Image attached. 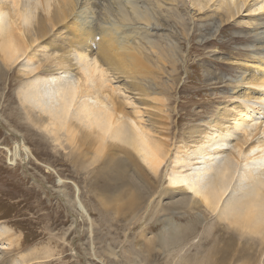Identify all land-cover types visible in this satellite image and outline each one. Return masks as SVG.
Wrapping results in <instances>:
<instances>
[{
    "label": "bare ground",
    "instance_id": "1",
    "mask_svg": "<svg viewBox=\"0 0 264 264\" xmlns=\"http://www.w3.org/2000/svg\"><path fill=\"white\" fill-rule=\"evenodd\" d=\"M219 1L217 8L222 7L223 13L228 14V21L236 18L243 5L248 16L257 15L255 21L264 16V0ZM257 2L260 6L253 8ZM71 5L72 0H0V78L6 79L9 67L25 59L24 70L13 72L14 84H20L13 121L25 126L24 137L33 148L27 155L33 160L35 156H49L69 163L72 172L87 175L84 188L88 191H113L114 197L98 199L106 213L135 216L144 208L152 223L161 226L154 247L164 254L169 248L175 253L171 264H253L257 258L255 251L264 246V47L248 50L247 62L234 59L222 67L236 71L234 65L241 64L253 69L252 77L247 80L242 72L231 86L232 93L243 90L244 96L232 94V101L216 109L207 120L200 119L188 126L186 138L180 139L177 146L180 152L173 160H192L185 155L190 149L188 155L193 154V159L200 154L201 163L208 157H213L214 162L199 170L201 173H193L195 162H189L186 174H168L166 170L159 174L172 142L165 139L166 121L152 117H166L153 106L148 114L155 123L144 124L138 118L143 114L142 108L137 105L131 112L124 110L114 95L118 88L111 86L107 76L109 72L126 89L136 91L137 103L146 104V98L152 104L162 103L156 95L150 97L151 93L137 80L151 69L140 51L125 46L130 38L123 22H107L97 38L95 30L87 29V15H82L79 7L72 10ZM124 7L134 19L149 23L146 15L137 17V8L129 0ZM203 7L201 4L198 10ZM120 19L128 20L125 11H121ZM209 21L215 23L213 18ZM211 23L199 29L211 31ZM260 29H264V22H255L253 30ZM229 37L235 41L264 42V30ZM134 38L137 37L131 39ZM221 46L227 47L223 43ZM212 60L207 56V62ZM62 73L65 75L55 81L54 77L57 79ZM205 79L208 84L231 81L214 74ZM236 130L239 136L232 148L224 159H219L229 148L227 136ZM50 146L55 149L53 152ZM45 167V173L53 174L51 164ZM235 173L238 186L227 195ZM167 176L171 186L164 188L160 181ZM68 183L77 190L76 183L63 185ZM173 185L177 187L172 188ZM166 198L168 201L163 202ZM213 214L214 221L207 225L206 218ZM200 231L194 253L181 254ZM0 237V241L13 246L9 230L0 232ZM0 253V264L35 261L22 256L17 262L13 248Z\"/></svg>",
    "mask_w": 264,
    "mask_h": 264
},
{
    "label": "rangeland",
    "instance_id": "2",
    "mask_svg": "<svg viewBox=\"0 0 264 264\" xmlns=\"http://www.w3.org/2000/svg\"><path fill=\"white\" fill-rule=\"evenodd\" d=\"M72 1L70 8L79 7L82 15H87L90 22L87 29H91V32L95 30L97 38L101 36L100 32L107 22H123L130 38L125 46L136 52L140 51L139 55L151 69L150 73L137 80L142 88L151 93L150 97L156 95L162 103L152 101V104L150 98H146L149 101L146 104L137 103L136 91L126 89L125 84L122 86L121 81L112 78L109 72L107 76L111 86L118 88L114 95L124 110L131 112L137 105L142 108L143 114H139L138 118H142L144 124L149 121L155 123L148 114L153 106L161 109L159 112L166 117H152L153 120L166 121L163 132L167 135L165 139L170 144L172 142L169 157L160 167L159 174L164 170L168 174L171 171L186 174L189 172V166H186L189 162L191 165L196 163L192 172L198 173L214 162L213 157H208L205 163H201L200 154H197V159H193V154L188 155L190 149L185 155L192 160L184 159L179 163L173 160L180 152L177 149L179 140L186 138V128L200 119L207 120L216 109L232 101L230 97L234 93L231 86L240 78L242 72H245L247 80L253 76L254 71L248 66L235 64L236 71H227L222 67H227L234 59L247 62L245 54H248V50L264 47V42L235 41L229 37L244 35L247 31L251 34L260 33L264 29L253 30V25L257 21L264 22V16L255 21L254 16L257 15L248 16L243 5L241 14L228 21V14L223 13L222 7L217 8L219 0H206L207 3L204 0H129L137 8L134 12L137 17L144 14L149 19L146 24L134 19L129 14L131 12L125 10L124 4L128 0ZM201 4L204 7L198 10ZM258 6L260 2L253 8ZM121 11H125L127 21H121ZM212 18L215 23L209 21ZM208 22L213 25L211 31L199 29ZM157 26L159 27L155 28ZM132 37L137 38L131 39ZM207 40H215L216 43H207ZM221 43L227 47H222ZM207 56L213 60L207 62ZM18 63L9 67L6 79L5 76L0 78V232L9 230L13 238V246L7 245L6 241H0V251L13 248V259L17 262L22 256L35 259L34 262L29 260L30 263L26 261L24 264H171L175 253L169 248L165 255L164 251L154 247L153 241L161 226L152 223L151 215L144 208L138 210L135 216L127 213H106L98 199L114 197L113 191L109 194L88 191L84 188L87 175L84 172H72L69 163L63 164L49 156L45 158L34 155L36 160L28 156V151L33 148L24 137L25 126L13 121V107L18 105L16 91L20 86L19 83L14 84L13 72L16 74L24 70L25 59ZM208 74H214L218 78L222 76L231 81L208 84L205 79ZM62 75L65 74H60L57 79L54 77L55 81ZM234 95L243 97V90ZM238 136L237 130L227 136L230 141L229 148L227 147L228 150L219 159L226 157ZM49 150L53 152L55 149L50 146ZM50 164L53 174L44 172L45 165ZM143 167L147 170L144 165ZM234 175L227 195L238 186L237 174ZM67 182L76 183L77 190L70 187L69 183L65 186ZM161 184L164 188L169 187L168 176L161 179ZM169 196L174 199L178 197ZM167 201V198L163 200ZM155 206L153 205L154 209ZM214 217L215 214L207 217L206 224L212 223ZM200 234L201 231L184 247L181 254L194 253ZM258 248L259 246L256 250ZM255 253L257 258L253 264H264V246Z\"/></svg>",
    "mask_w": 264,
    "mask_h": 264
}]
</instances>
